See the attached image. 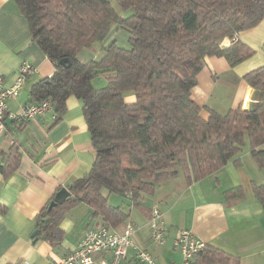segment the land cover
<instances>
[{
    "label": "trees",
    "instance_id": "1",
    "mask_svg": "<svg viewBox=\"0 0 264 264\" xmlns=\"http://www.w3.org/2000/svg\"><path fill=\"white\" fill-rule=\"evenodd\" d=\"M117 2L131 13L122 14L111 0H16L32 40L55 65L52 75L33 85L31 102L50 98L57 121L71 95L82 99L95 150L90 171L68 185L70 195L52 207L50 200L36 216V238L53 245L64 238V215L80 203L101 219L99 225L116 228L130 214L110 202L111 193L139 204L160 183L183 175L191 184L237 163L246 145L264 168V64L243 76L255 89L249 108L223 113L204 105L209 112L204 117L192 97L208 56L224 57L234 67L256 52L239 34L264 19V0ZM115 25L129 33L130 46L112 40L102 46L100 58L82 61L80 51L103 42ZM100 74L107 84L96 87ZM128 94L135 99L128 101ZM2 154L0 170L8 175L22 153L14 144ZM253 192L264 207V183H254ZM225 194L245 196L242 186ZM193 264H241V259L208 244Z\"/></svg>",
    "mask_w": 264,
    "mask_h": 264
},
{
    "label": "crops",
    "instance_id": "2",
    "mask_svg": "<svg viewBox=\"0 0 264 264\" xmlns=\"http://www.w3.org/2000/svg\"><path fill=\"white\" fill-rule=\"evenodd\" d=\"M126 36L115 25L103 42L83 48L79 58L82 61L100 58L103 45ZM239 37L256 50L252 56L234 67L224 57L208 56L198 75L192 97L203 107L204 117L209 114L204 105L225 113L230 108H249L254 100L255 89L243 76L264 64V19L240 32ZM25 60L36 71L28 76L19 95L9 99L10 111H20L22 105L31 102L33 85L52 75L55 65L32 40L28 19L16 0H0V75L6 85L13 83ZM53 113L48 111L21 122L5 118V128L0 134V163L2 151H9L14 144L20 147L22 155L16 170L8 175L0 170V203L6 208L5 212L0 211V264H20L23 260L53 264L57 257L77 245L87 229L101 223L86 203H80L61 221L64 238L60 244L32 236L42 207L61 187H68L74 179L86 175L95 160L82 99L71 95L57 121ZM254 183H264V168L257 164L249 147H245L237 163L230 161L191 184L186 183L183 175L160 183L153 195L139 204H129L130 216L116 228L134 223L136 243L148 249L161 264L181 259L173 241L181 230H191L209 245L239 256L241 264H264V207L254 195ZM235 186L243 187L244 197L226 196V190ZM155 205L160 207L166 225L164 243L152 238L149 226ZM134 254L135 250L129 248L124 263H133Z\"/></svg>",
    "mask_w": 264,
    "mask_h": 264
},
{
    "label": "built area",
    "instance_id": "3",
    "mask_svg": "<svg viewBox=\"0 0 264 264\" xmlns=\"http://www.w3.org/2000/svg\"><path fill=\"white\" fill-rule=\"evenodd\" d=\"M35 71L36 67L25 60L20 64L17 76L11 85H6L4 77L0 75V134L4 131L6 117L21 122L52 111L54 112L53 117L56 118V112L50 98L26 103L17 112L9 110V99L19 95L26 79ZM149 226L152 231V238L157 243H164L166 225L158 205L152 207ZM135 229L136 225L132 222L126 223L122 229L105 224L89 228L84 232L77 245L67 254L57 257L53 264H161L148 249L142 248L136 243L134 239ZM173 241L181 253V259L171 261L168 264H193L197 254L208 245L205 240L191 230L179 231ZM129 248L135 250L134 261L133 263H124ZM20 264L33 263L23 260Z\"/></svg>",
    "mask_w": 264,
    "mask_h": 264
},
{
    "label": "rangeland",
    "instance_id": "4",
    "mask_svg": "<svg viewBox=\"0 0 264 264\" xmlns=\"http://www.w3.org/2000/svg\"><path fill=\"white\" fill-rule=\"evenodd\" d=\"M111 1H112V3L118 8V10H119L122 14L128 15V14L131 13V11L124 12V11L120 8V6H119L117 0H111ZM111 29H112V28H111ZM120 29H121L122 31H125L126 34H127V36H126L125 38H120V39H118L117 42H118L120 45L124 46V47H129V46H130V43H129V33H128L125 29H123V28H120ZM114 39H115V38H113L112 40H114ZM105 84H107V78L105 77L104 74H100V75H98L97 77H95V79H94V85H95L96 87H101V86H104ZM126 99H127L128 101H133V100L135 99V95H134V94H128V95L126 96ZM245 147H248V146L246 145ZM245 147H244V148H245ZM104 191H105L106 193H108V190H107V189H104ZM109 195H111V200H110V199H109V200H110V202H111L112 204H115V205H117V204H121L122 208H124L126 211L129 210V204H130L131 202H130V200H129L125 195L117 194V193H111V194H109Z\"/></svg>",
    "mask_w": 264,
    "mask_h": 264
},
{
    "label": "water",
    "instance_id": "5",
    "mask_svg": "<svg viewBox=\"0 0 264 264\" xmlns=\"http://www.w3.org/2000/svg\"><path fill=\"white\" fill-rule=\"evenodd\" d=\"M68 61L67 58H63L61 60L62 63H66ZM70 195V190L68 187L63 186L61 187L54 195L53 199L50 201L49 206H55L58 203L63 202L68 196ZM37 233V230H35L32 234V236H35Z\"/></svg>",
    "mask_w": 264,
    "mask_h": 264
}]
</instances>
